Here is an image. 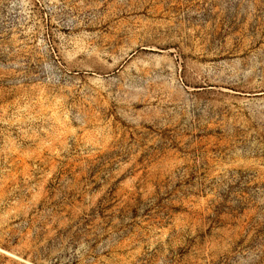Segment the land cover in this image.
I'll use <instances>...</instances> for the list:
<instances>
[{
    "label": "rangeland",
    "instance_id": "rangeland-1",
    "mask_svg": "<svg viewBox=\"0 0 264 264\" xmlns=\"http://www.w3.org/2000/svg\"><path fill=\"white\" fill-rule=\"evenodd\" d=\"M0 264H264V0H0Z\"/></svg>",
    "mask_w": 264,
    "mask_h": 264
}]
</instances>
